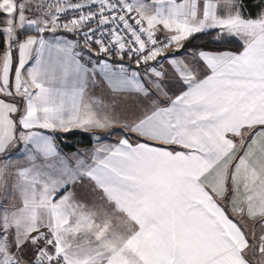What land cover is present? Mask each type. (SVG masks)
<instances>
[{"label": "snow or ice", "instance_id": "1", "mask_svg": "<svg viewBox=\"0 0 264 264\" xmlns=\"http://www.w3.org/2000/svg\"><path fill=\"white\" fill-rule=\"evenodd\" d=\"M0 264H264V0H0Z\"/></svg>", "mask_w": 264, "mask_h": 264}, {"label": "trees", "instance_id": "2", "mask_svg": "<svg viewBox=\"0 0 264 264\" xmlns=\"http://www.w3.org/2000/svg\"><path fill=\"white\" fill-rule=\"evenodd\" d=\"M75 139H78V137H74L71 141H69V143H74ZM58 142H59V145H63V143H64V141H58ZM85 146H90V145H87V143L85 142ZM62 149L65 151H69L66 148H62Z\"/></svg>", "mask_w": 264, "mask_h": 264}, {"label": "crops", "instance_id": "3", "mask_svg": "<svg viewBox=\"0 0 264 264\" xmlns=\"http://www.w3.org/2000/svg\"><path fill=\"white\" fill-rule=\"evenodd\" d=\"M57 143L59 144V142H57ZM62 151H64L65 153H68V151H65V150H63V149H62Z\"/></svg>", "mask_w": 264, "mask_h": 264}]
</instances>
